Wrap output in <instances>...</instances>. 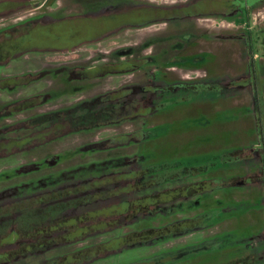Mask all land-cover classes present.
Listing matches in <instances>:
<instances>
[{
	"label": "flooded vegetation",
	"instance_id": "obj_1",
	"mask_svg": "<svg viewBox=\"0 0 264 264\" xmlns=\"http://www.w3.org/2000/svg\"><path fill=\"white\" fill-rule=\"evenodd\" d=\"M213 22L217 25L214 29L224 31L215 33L212 29L206 30L208 23L212 26ZM223 24H233L238 30L237 34L227 33L228 28ZM151 28L157 29L155 36H148L136 44L116 46L109 53L103 54L108 57L98 56L101 57L98 62L90 64L81 61L80 64L72 65L63 60L65 56L85 50L89 52L91 48L109 41L115 43L124 34L148 31ZM229 41H235L241 47L239 58L240 63L242 61V65H245V72L236 69L235 73H229L228 63L221 62V53L216 52L217 46L212 44ZM31 58L59 60L57 63L41 62L38 67H32L30 61L36 62L37 59ZM263 70L264 0H0V142L9 135L31 137L30 140L44 138L52 133L53 126L62 132V124L66 121L73 123L78 121L79 115L81 119L93 116L86 112H96L102 114L108 122L102 123L97 130L88 134L141 120L145 126H142L141 131L117 138L136 137L138 143L142 144L148 140L144 129L151 130L157 126H149V120L153 117L161 119L165 114L168 117L174 116L180 109L189 108L201 112L210 107V101L222 99L224 103L245 88L251 90L253 114L258 118L260 126L264 83L258 85V75ZM185 72L194 76L186 77ZM137 73H142L141 79L84 97L102 80L135 76ZM215 83L222 85L226 93L216 98L202 97V92L215 90ZM182 94L185 96L181 97ZM189 94L193 100L187 105H180L179 102L183 98L187 99ZM156 95L157 104L152 101ZM168 103L172 104V109L165 110L164 106ZM52 104L64 106L53 109L50 107ZM43 109L45 110L41 111ZM231 110H238L241 115L246 113L239 107ZM173 112L175 113L172 114ZM160 114L164 115L159 118ZM85 130L80 128L82 133ZM69 132L71 130L67 129L64 134ZM139 132H143L141 137ZM203 133L202 131L198 134ZM105 140L107 139L102 143ZM47 143L48 140L36 139L29 148L35 149ZM134 143L136 142L132 140L125 141L117 147L126 148ZM231 157L236 163L232 165L238 166V158L243 161L244 152L241 149ZM177 165L180 166L178 163L175 166ZM209 170L211 169H185L181 174L175 173L163 180L154 181L151 185L147 182L143 185L142 192L146 195L152 189H159L156 191L160 203L156 211L158 218L171 221L156 229L163 234L173 235L171 239H166L169 236L163 235L158 242H155L156 239H148L143 243L148 244L146 247L178 242L213 228L210 213L166 217L160 211L166 206L182 204L202 194L210 195L213 185L203 180L204 176L213 172ZM261 176L247 174V179L235 180L233 185L258 184L262 178L264 186V175ZM170 193L173 195L169 198L167 194ZM79 210L80 206L71 212ZM71 212L67 217H79L78 223H75L76 220L73 223L71 220L66 222L72 223L69 226L72 230L68 228L52 234L53 237L66 234V241L61 243L63 245L83 240L80 238V214L72 215ZM168 229L173 231L163 232ZM34 232L36 235L37 232ZM261 233L260 242L251 245L254 252L251 250L248 256L238 259L241 264H264V225ZM207 241L208 238L199 239L197 242L178 246L177 249H168L169 252L163 250L164 253L161 251L153 256L168 253L174 257L175 264H185L201 256L211 259L217 245H209ZM190 245L193 248L186 249ZM105 246V249H111L107 243ZM181 250L185 252L181 253ZM109 251L93 253L87 255V258L105 259L113 253ZM73 255L78 257L77 264H80V250ZM36 256L34 254L32 258ZM144 260L147 258L141 261Z\"/></svg>",
	"mask_w": 264,
	"mask_h": 264
},
{
	"label": "rangeland",
	"instance_id": "obj_2",
	"mask_svg": "<svg viewBox=\"0 0 264 264\" xmlns=\"http://www.w3.org/2000/svg\"><path fill=\"white\" fill-rule=\"evenodd\" d=\"M200 26L203 27V25ZM215 26H217L215 22L212 26L208 23L205 29H212L215 33L224 31L214 29ZM223 26L228 28L227 33H230V35H236L238 32L233 24H223ZM156 33V28L127 33L116 39L115 43L109 41L91 48L92 50H88L89 52L87 50L83 51L84 55L77 52V54L63 57L65 58L63 60L72 65L80 64L81 61L90 64L98 62L101 57H108L103 54L109 53L116 46L128 43L136 44L148 36H155ZM213 42L212 44L217 46L216 52L221 53V62L228 63L229 73H235L236 69L246 71L242 61L240 63L239 52L241 47L235 41ZM44 59L31 58L36 62L30 61V64L32 67H38L41 62L57 63L59 60V58ZM185 73L186 77L191 78L194 76L191 73ZM141 75L142 73H137L135 76L102 80L96 83L95 89L85 94L84 97L118 88L125 83L141 79ZM258 82L259 86L264 83V70L260 71ZM213 85L215 90L213 92H202V97L212 96L216 98L226 93V90L222 89V85L217 83ZM180 96L184 97L185 95ZM191 97L192 95H187V99L183 98L179 104L187 105L189 101L193 100ZM152 101L157 104V95ZM222 101V99L210 101V107L201 110V112L192 111L189 108L188 110L180 109L179 113L173 112L172 114L175 113L174 116L168 117L167 114H160V116L158 115L159 118L163 115L165 117L161 119L153 117L149 120V126H157H154L155 129L151 130L144 129L148 140L142 144L141 142L138 143L136 137L117 138L120 135L141 131L142 126H144L141 120L127 122L118 128H111V130L88 134L90 131L97 130V127H100L102 123L108 122L102 114L96 112H86L93 116L81 117V119L79 115L78 121L73 123L66 121L65 124H62L64 125L62 132L59 131V128L56 129L53 126V134H50L52 136L44 137V141L48 140L49 143L35 149L29 148L31 147L29 145H33L36 139L30 140L31 137L9 135L4 141L0 142V204L9 202L10 199L20 200L46 191L50 192L77 186L82 182L93 179L118 176L125 178L134 175L136 179H139L138 182L146 183L148 180L157 182V180H163V178H168L175 173L181 174L185 169L200 170L208 168L213 172L204 176L203 180L213 185L210 195L202 194V196L192 198L188 202L166 206L160 211L166 217L176 214L193 213L195 216H200L204 212L210 213L213 228L201 234L186 237L178 242L152 248L146 247L148 244H145L133 248H131L133 246L131 245L120 250V245L112 244L110 247L114 251L111 255L105 259L93 260L88 264H136L146 258L147 260L152 259L153 261L155 259L154 261H158L156 259L158 256H153L158 252H169L168 249L184 246L187 243L197 242L199 239L204 238H208L207 244L217 245L213 249L211 259L201 256L185 262V264L232 263L238 259H243L251 253V250L254 252L251 245L261 240V230L264 225V186L262 185V178L259 179L261 182L258 184L248 183L246 186L237 184L234 187L233 182L238 179H247V174H255L260 177L264 175V103L260 105L259 119L261 124L258 126V118L253 114V99L250 88L241 90L239 94L228 101L225 100L224 103ZM171 105L168 103L164 106V109H172ZM61 106L64 105H50L53 109ZM235 107L244 109L246 113L241 115L238 110L232 111L231 109ZM80 128L86 130L82 133ZM67 129H70L71 132L64 134ZM202 131L204 133L199 135L198 133ZM141 134L139 132L140 137ZM14 139H18V141ZM40 139L37 140L40 141ZM104 139L107 140L102 143ZM124 140L128 142L132 140L136 143L126 148H118L117 145H122L125 142ZM241 149L244 152V158L243 161L238 158V163H243L238 164V166L232 165V163H236L231 155ZM44 160H52V162ZM165 163L168 164L164 165ZM177 163L180 166H175ZM149 169L155 170V172L145 175ZM215 169L219 170L216 171ZM137 172H140L141 175ZM125 181L123 182L125 183ZM158 190L152 189L148 191V194H153ZM171 195L173 193L167 194L169 198ZM137 196L139 195H126L108 203L112 205ZM153 201L158 202L159 197L153 199ZM108 203H99L87 209H98ZM80 212V210L74 211L71 214L76 215ZM158 217V215L151 213L141 223H127L121 225L120 229L114 232L92 234L81 241L53 247L47 253L39 254L35 258L24 261V263L17 261L10 264H45L47 262L49 264L51 262H55V264H77L79 259L73 254L78 250L101 246L115 238L118 240L123 234H128L134 230L138 231L141 228H159L164 223L171 221L169 219L161 220ZM74 221L71 220L72 223ZM72 223H60L58 226L69 227ZM75 223H78V221ZM192 248L193 246L190 245L186 249ZM6 251L7 249H1L0 253L5 254ZM181 251V253L185 252ZM167 254H161L160 256H166ZM217 254L219 256H216Z\"/></svg>",
	"mask_w": 264,
	"mask_h": 264
},
{
	"label": "trees",
	"instance_id": "obj_3",
	"mask_svg": "<svg viewBox=\"0 0 264 264\" xmlns=\"http://www.w3.org/2000/svg\"><path fill=\"white\" fill-rule=\"evenodd\" d=\"M42 138V139H40ZM36 139L44 140L43 137ZM155 170L149 169L145 174H152ZM141 175L140 172H137ZM124 180L125 183L123 182ZM136 176L106 177L82 182L77 186H70L53 191H46L32 197L20 200H11L0 204V250L7 249L5 254L0 253V264H10L20 261L24 263L32 258L34 254H44L55 245L66 241V234H58L53 237V233L62 230H72L70 227H60L58 224L66 223L70 220H79V217L71 218L67 215L76 207L80 206V238L84 239L92 234H103L109 231L119 230L123 224L143 222L147 215L151 213L157 215L159 202L153 201L158 198L157 193L146 195L143 190L145 182H138ZM149 185L154 181L148 180ZM126 190V191H124ZM147 193V192H146ZM137 194L139 196L123 202L110 205L109 201L126 195ZM2 202V201H1ZM99 203H108L98 209H87ZM84 209V211H83ZM87 209V210H86ZM83 211V212H82ZM67 214V215H66ZM70 216V215H69ZM144 218V219H143ZM37 234L35 235V232ZM173 230H163L170 233ZM163 235H168L166 239H171L172 234H163L161 230L139 229L130 234H125L118 240L114 239L107 244H118L120 250L127 246H144L146 240H161ZM35 239V241H34ZM61 239V241H60ZM35 242V243H34ZM107 248L105 244L80 250V264H88L87 255L93 253H104ZM109 251V252H110ZM108 252V253H109ZM158 256V257H157ZM154 260H144L137 264H175V259L170 254L166 256L157 255ZM241 260L224 264H241ZM220 264V263H219Z\"/></svg>",
	"mask_w": 264,
	"mask_h": 264
}]
</instances>
